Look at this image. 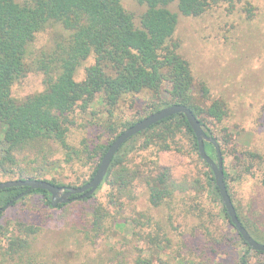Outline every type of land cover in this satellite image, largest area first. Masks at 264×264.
<instances>
[{
  "label": "rangeland",
  "instance_id": "1",
  "mask_svg": "<svg viewBox=\"0 0 264 264\" xmlns=\"http://www.w3.org/2000/svg\"><path fill=\"white\" fill-rule=\"evenodd\" d=\"M121 4L138 23L146 5L137 0H121ZM167 7L177 14L174 39L190 66L194 100L203 108L216 99L224 103L226 115L220 121L203 116V128L218 139L233 205L264 231V0H235L232 5L223 1L197 16L181 14L176 2ZM67 35L59 23L38 32L28 47L27 61L50 51ZM92 63L90 55L74 78L83 79ZM43 89V73L31 68L13 83L11 95L23 100ZM161 97L168 95L164 91ZM131 98L120 100L111 112L100 96L86 112L77 109L67 135L69 145L78 151L85 143H90V149L107 143L122 129L124 120L145 115L152 94L143 91L134 96V102ZM39 149L47 152V166L30 162ZM76 156L67 161L64 150L53 142L16 155L19 167L38 168L37 176L65 186L88 181L99 161V156L84 160ZM125 163L138 176L123 192L102 180L92 197L63 208L45 204L38 193L6 207L0 216V264H137L138 259H149L151 264H239L244 244L224 215L210 168L195 150L190 134L179 132L169 149L158 144L145 148L138 137ZM161 167L168 169L171 194L154 206L144 178ZM14 178L16 174L0 170V181ZM98 206L104 214L99 228L92 222ZM18 225L35 228L29 236L31 246L20 258L5 254L9 236L20 234ZM262 257L259 254L251 261Z\"/></svg>",
  "mask_w": 264,
  "mask_h": 264
},
{
  "label": "trees",
  "instance_id": "2",
  "mask_svg": "<svg viewBox=\"0 0 264 264\" xmlns=\"http://www.w3.org/2000/svg\"><path fill=\"white\" fill-rule=\"evenodd\" d=\"M137 1L146 5L138 23L134 21L133 14L122 6L121 0H0V170L3 174H16L17 178H41L36 175L38 168L19 167L16 155L25 148L36 145L42 147L53 142L64 150L67 161L72 154L77 155L78 160L99 156L91 178L116 135L163 106L173 103L186 105L202 126H205L203 116L220 121L226 115L224 103L219 99L212 100L206 108L194 100L190 66L177 51L179 44L174 39L177 14L167 5L176 2L181 14L197 16L212 5L223 1L232 5L235 0ZM54 23L61 24L68 35L56 42L50 51L42 52L28 62V47L36 34ZM90 55L93 56V63L85 68L83 79L76 80V69ZM31 68L43 73L44 89L23 100H16L11 95V86ZM143 91L152 94V100L144 107L145 115L136 120H124L121 123L122 129L107 143L95 145L91 149L90 143H85L78 151L69 145L67 135L74 123L72 114L77 109L86 112L96 97L100 96V101L111 112L120 100L124 101L125 97L131 95V101L134 102V96ZM164 91L168 95L167 99L161 97ZM113 129L116 130L113 127L112 131ZM182 130L191 135L193 146L197 150L196 137L185 116L182 113L173 114L125 141L114 154L103 181L119 193L125 191L138 176V171L131 170L125 163L129 152L136 147L138 137H142L145 148L158 144L162 149H169L170 143ZM208 135L218 141L215 135L210 132ZM204 146L211 158L216 157L212 143L205 141ZM46 159L47 152L39 149L30 162L47 166ZM205 164L208 166L206 162ZM209 171L210 180L217 189L213 173L211 169ZM227 176L224 170V179ZM169 177L166 167H161L155 173L151 170L145 175L148 200L152 205L161 204L171 194L167 183ZM46 180L67 187L52 179ZM262 182L264 185V175ZM26 189V186L0 189V207L21 192L24 195L19 199L38 193L43 196L45 204L52 206L50 194L46 190L36 188L26 192ZM90 197L92 195L58 203L55 207L63 208L75 200ZM234 207L247 231L256 240L264 242V231ZM3 211L4 209H0V216ZM223 212L230 222L224 206ZM92 215L93 225L99 228L104 217L100 206L93 210ZM16 230L20 234L12 233L9 236L5 254L20 258V254L30 248L29 236L35 232V228L18 225ZM238 235L244 244L239 264H264V251L252 249L239 233ZM209 253L214 254V250H209ZM259 254L263 257L252 262V257ZM137 264H151V261L138 259Z\"/></svg>",
  "mask_w": 264,
  "mask_h": 264
},
{
  "label": "water",
  "instance_id": "3",
  "mask_svg": "<svg viewBox=\"0 0 264 264\" xmlns=\"http://www.w3.org/2000/svg\"><path fill=\"white\" fill-rule=\"evenodd\" d=\"M182 113L189 126L191 127L197 143V151L199 156L210 167L215 185L218 189L221 201L225 208V211L230 219L231 224L235 227L242 239L254 250L264 251V242L256 240L243 226L238 218L237 212L231 200L228 192L223 169V158L220 145L216 139L208 135L190 108L182 103H173L167 106H163L137 120L133 124L127 126L120 131L116 137L111 141L107 150L103 154L98 167L93 176L85 183L77 186H60L51 183L43 178H15L0 181V189L14 187V186H26V192L32 189L40 188L46 190L50 194V202L52 206H56L58 203H66L74 199L85 198L92 195L102 182L107 170L110 166L111 160L114 154L118 151L121 145L127 141L130 137L136 133L148 128L150 125L170 116L173 114ZM209 141L212 143L216 160L211 158L205 151L204 142ZM24 195V192L14 196L8 203H6L0 209H5L12 204L13 201L18 200Z\"/></svg>",
  "mask_w": 264,
  "mask_h": 264
}]
</instances>
